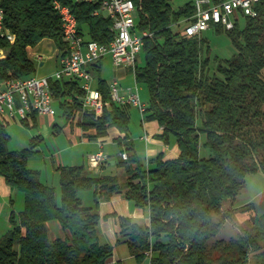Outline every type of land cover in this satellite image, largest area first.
Wrapping results in <instances>:
<instances>
[{"label": "trees", "instance_id": "trees-1", "mask_svg": "<svg viewBox=\"0 0 264 264\" xmlns=\"http://www.w3.org/2000/svg\"><path fill=\"white\" fill-rule=\"evenodd\" d=\"M59 1L72 8L88 38L112 39V20L92 16L94 4ZM133 2L136 29L149 33L140 50L144 62L134 69L135 81L148 90L144 119L157 121L162 128L157 137L163 142L175 138L177 156L164 158L160 152L146 164L139 160L128 139L131 105L112 101L103 78L98 77L96 88L108 104L99 115L82 108L84 91L77 80H51L62 115L71 120L75 112L82 114L78 125L85 137H102L109 127L123 133L115 141L126 158L121 156L113 165L123 168L125 176L123 180L111 172L93 176L82 164H60L57 200L55 188L27 166L28 157L38 153L39 137H31L21 149H8L10 136L0 123V176L23 194V208L17 218L10 211L11 226L0 237V264H107L113 246L99 241L96 207L115 194L148 211L147 226L118 216L116 243L126 245L134 264L146 258L148 264H264V211L250 216L248 225L235 234L220 235L236 209L233 201L246 176L264 170V0L256 3V16H242V26L238 19L230 29L211 25L224 30L236 49L229 58L215 57L212 70L206 40L180 28L183 20L192 18L193 0L177 9L170 0ZM0 4L4 25L14 35L12 41L0 37V46L6 49L0 79L34 74L27 47L43 38H52L63 53L60 16L52 0ZM91 71L98 74L99 67L93 64ZM200 143L207 154L200 155ZM105 164L112 166L108 160ZM85 189L92 190L94 206L78 196ZM225 202L230 206L224 208ZM251 208V203L239 207ZM50 220L69 235L49 238L44 223Z\"/></svg>", "mask_w": 264, "mask_h": 264}, {"label": "built area", "instance_id": "built-area-1", "mask_svg": "<svg viewBox=\"0 0 264 264\" xmlns=\"http://www.w3.org/2000/svg\"><path fill=\"white\" fill-rule=\"evenodd\" d=\"M89 2L94 4L92 16L101 15L112 20V39L108 42H98L88 36L78 27V22L72 8L52 0L53 8L61 21V35L65 42L62 54H58L57 67L47 75L35 73L25 77L0 79V123L5 125L12 120L33 124L39 115L54 114V95L50 81L54 79H75L84 91L82 108L99 115L108 104L102 98L101 92L92 86L91 67L102 57L108 55L115 68H129L133 77L136 55L143 45L147 31L135 27L136 6L133 0H73V2ZM259 0H193L194 13L190 20H183L184 32L187 35H197L211 25H220L225 29L234 26L235 20L246 15L254 17ZM3 8L0 4V37L12 41L14 35L3 22ZM6 56V49L0 46V59ZM43 55L33 54L35 62L42 61ZM109 96L118 104H129L136 107L141 114L145 104L140 101L137 82L131 86L121 87L117 79L109 83ZM126 158V153L121 154ZM107 160L102 149L88 156V165L98 167Z\"/></svg>", "mask_w": 264, "mask_h": 264}, {"label": "rangeland", "instance_id": "rangeland-1", "mask_svg": "<svg viewBox=\"0 0 264 264\" xmlns=\"http://www.w3.org/2000/svg\"><path fill=\"white\" fill-rule=\"evenodd\" d=\"M187 1L189 0H170V5L173 9H177ZM243 21V17L240 16L238 18L240 26L243 25ZM183 27L184 22L180 25V28ZM198 35L206 40V45L209 47L208 55L210 70L214 69L216 66L215 57L219 59L229 58L236 52L234 44L224 30L216 31L213 26H209ZM33 51H39L42 55L54 57L56 54V45L52 38H43L36 43V45H33L29 52L31 53ZM54 62L52 63V61H49L43 67L39 66L38 62H34V73L36 75H41L43 73L49 74L54 72V69L56 68ZM143 62L144 55L143 52L140 51L136 55V63L138 66H141ZM116 73V68L112 65L109 57L105 56L102 60L99 73H93L92 84L94 85L97 82L98 77L103 78L106 82L110 83ZM127 81L130 83L134 82L132 74L129 75ZM137 86L140 101L147 104L148 90L145 84L138 82ZM52 104L55 113L51 115L46 114L37 116L35 125L28 124L29 126H27L25 123H21L18 120L8 122L6 130L10 138L7 143V148L21 149L26 147L29 139L37 135L39 137V142L36 147L38 153L28 157L27 166L38 171L40 174L39 178L42 182H48L56 189V197L57 200H59V177L56 170L58 165L83 164L85 172L95 176L98 173V168L90 167L88 165V156L101 148L104 154H111L116 157L118 149L117 145L111 140L100 144L101 142L98 139H88L85 137L83 135L84 133L82 134V128L78 125V120L81 117L80 115H82L80 112H75L71 120H67L58 107V101L54 99ZM128 113L130 137L133 139L137 156L141 160H144L149 145L145 146L144 142L139 140V135L143 133L140 112L136 107L130 106ZM55 126H59L60 129H57ZM203 139L204 135H201L200 141L202 142ZM171 140L172 138L169 137V144ZM199 153L200 155L208 153V150L203 148L201 143ZM261 171L262 170H259L256 173H250L247 175L246 180L247 185L249 186V192L252 193V191L256 192L264 190V171ZM246 189L248 188L243 187L239 191L235 198L236 203L246 202L249 194ZM9 192L10 195L7 194L6 184L3 180H0V234L6 233L11 226L7 219L8 213L13 210L15 218H17L18 212L23 208L22 192L16 188H13ZM79 195L83 196L84 204L94 206L92 190H80ZM9 196L13 200L12 205H10ZM226 205L227 202L223 204V207L225 208ZM52 225H56V231L52 228ZM44 227L47 230L49 238H62L69 235L68 231L63 230L55 220L45 222ZM235 231L237 230L230 229V226L227 223L220 232V235L223 237L228 234H235ZM1 236L2 235H0V237ZM128 252L129 251L126 248L124 256L128 254Z\"/></svg>", "mask_w": 264, "mask_h": 264}, {"label": "crops", "instance_id": "crops-1", "mask_svg": "<svg viewBox=\"0 0 264 264\" xmlns=\"http://www.w3.org/2000/svg\"><path fill=\"white\" fill-rule=\"evenodd\" d=\"M32 47L33 46H28L27 52H28L29 57L33 60V54L34 53H40V52L39 51H35V52L33 51L30 53L29 51ZM58 54H59V52H58V49L56 47L55 56L49 57V56L43 55L42 61L38 62L39 66L43 67L49 61H52V63L55 61L54 65L57 67ZM106 56H108V55H106ZM103 58H105V56L102 57L95 64L96 66L99 67V70H100V66L102 64ZM109 59H110V57H109ZM110 61H111V59H110ZM116 71H117V73L115 74L113 79H117L119 84L121 85V87L131 86L134 83V82L130 83L127 81V79L129 78V75L132 74L129 68H120V69L116 68ZM52 73H49V74L43 73L41 75L49 76ZM92 75H93V73H92ZM133 81H134V77H133ZM92 86L96 87V83L94 85L92 84ZM140 115H141L143 133L141 135H139V140L144 142L145 146H148V145L149 146L147 147V154L145 156V159L141 160L137 156L139 158V160L142 163L146 164V163H148V161H150V159L155 157L160 152L163 154L164 158L176 157L178 154V147H177L175 138L173 136H170L172 138L170 144L168 142L167 143L163 142L161 139H159L157 137V135H159L162 132V128L159 126L157 121L156 120H146V119H144L143 114L140 113ZM35 122H36V118L34 119V122H33L34 125H35ZM55 127L58 128L59 126H55ZM59 129H60V127H59ZM82 134H83V132H82ZM122 135H123V133L119 132L116 128L109 127V128H107V133L104 136L98 137L96 139H98L101 142L100 144H102L105 141L111 140L117 145L115 139H116V137H119ZM128 139L130 140V142L132 144V148H133L134 152L136 153L134 143H133V139L130 137L129 129H128ZM117 149H118V151L116 153V157H114V155H111V154H107V155L105 154L107 156V160L109 161L110 164H112V166H106L105 163H102L100 166L96 167V168H98L97 175H101L105 172H111V173H116L119 176V178L121 180H123V178L125 176L123 168L118 167L116 165H113L115 163V161L121 157L118 145H117ZM69 165H73V164H69ZM263 171L264 170H262L261 172H263ZM0 180H3V178L1 176H0ZM3 182H4V180H3ZM44 183L51 185L48 182H44ZM244 187L248 188L246 190H248V192H249V186L247 185L246 178H245ZM6 190H7V194H9L10 193L9 191L12 189L6 184ZM250 193L251 192H249V194H248V198H247L246 202L244 201V202L236 203L235 200L233 201L232 206L236 207V209L231 213L229 219L226 220L223 227L221 228V231L227 223L230 226V229H232V230L236 229L237 231H240L241 229H243L244 227H246L248 225V219L250 218V216H252L253 214H260L264 211V190L256 191V192L252 191V193L251 194ZM78 196L80 197V199L83 202V196L79 195V191H78ZM9 200H10V205H12L13 200L11 199V197L9 198ZM247 203H251V205H252L251 209H244V210L239 209L240 206H243ZM229 206H230V203L227 202V205L225 208H227ZM96 210L99 214V225H98L99 241L101 243H108V244H111L113 246L112 256L109 258L107 264H134L135 260L129 252H128V254H126L124 256V253H125L126 248H127L126 245L124 243H116V238H117V235H118V232L120 229L119 223H118V216H127L132 221L147 226L149 223V217H148L147 209L132 205L131 202L129 200H127L124 196H122L121 194H115V195H111L106 200L100 201L96 207ZM7 219L9 222V213L7 215ZM52 228L55 231L57 230L56 225H52ZM237 231H235V233ZM0 235H3V234H0ZM230 235H233V234H228V235L223 236V237H228ZM144 263L148 264V258L144 259L141 264H144Z\"/></svg>", "mask_w": 264, "mask_h": 264}]
</instances>
